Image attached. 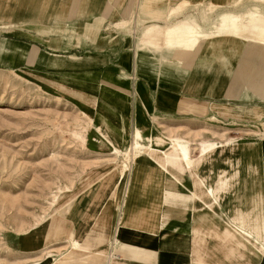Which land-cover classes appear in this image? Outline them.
Instances as JSON below:
<instances>
[{
    "label": "rangeland",
    "instance_id": "rangeland-1",
    "mask_svg": "<svg viewBox=\"0 0 264 264\" xmlns=\"http://www.w3.org/2000/svg\"><path fill=\"white\" fill-rule=\"evenodd\" d=\"M94 1L74 0L69 20L72 21L81 8L84 17L89 16ZM98 1L104 4L102 10L112 22L118 20L108 24L107 29L102 25L101 31L109 34L116 29L123 30L124 26L133 27V20L127 23L119 20L126 18L132 6L133 12L139 0ZM194 2L189 0L187 5L183 4L186 6L183 15L195 16L206 32L213 33L210 25L216 17L203 18L200 10L205 6L192 8ZM215 2L217 12H221L230 10L234 0ZM242 4L234 11L242 13L254 5L245 0ZM15 6L19 8L22 4ZM190 9L193 11L187 13ZM32 20L26 12L20 18H0V23ZM75 21L64 27H42L40 30L45 34H36V27L27 28L23 24L0 30V264H48L51 259L57 264H106L107 256L99 259L95 254L104 250L109 255L113 240L98 239L99 234L112 229L117 231L119 226L138 225L131 222L134 214L130 212L131 204L137 197L156 198L163 193L166 198L182 197L162 205V214L168 218L169 227L178 224L177 227L184 228L183 238L191 258L194 256L203 264H260L264 250L239 236L226 221L241 218L240 222L246 228H252L259 212H264V142L253 134L259 127L257 122H264V100L250 90L255 78L259 82L264 78L261 48L238 38L209 36L225 44L219 45L213 76L233 94L235 103L214 106L216 111L212 114L218 119L212 115L203 117L177 111L193 117L195 122L172 123L173 118L163 116L159 119L158 110L145 107V111L140 101L134 103L97 94L99 88L91 87L90 82H79L84 89L75 90L72 76L68 75L71 71L55 67L57 62L51 60L41 63L43 59L47 61L46 57H84L85 49L80 47L81 42L76 36L82 19ZM115 24L122 28H115ZM235 41L239 45L231 51V42ZM20 43L34 45L38 50H27ZM203 51L208 61L212 62L218 56L216 47L208 49L207 46ZM115 61L116 58L111 57V62ZM202 70L195 66L190 71L191 78H197L204 72ZM143 80L148 82L146 77ZM181 86H176V92ZM144 91L151 95L149 88ZM95 99L102 111L110 114V119L121 118L123 124L134 108L133 122L130 118V124L123 126L122 136L127 142L123 152L134 146L135 138L145 148L132 150L134 155L130 156L129 171L112 196L117 182L116 167L124 159L122 153L114 158L109 155V150L99 149L96 108L86 104ZM225 108L229 109V117L223 119ZM237 113L241 116H234ZM162 136L190 141L191 156L195 159L199 142L220 146L194 169H183V181L166 186L164 158L160 151L166 150L167 146L161 142ZM171 173L179 174L178 171ZM208 189L215 192L219 207L207 196ZM106 202L107 208L102 214L111 216L109 218L101 217L98 212ZM73 210L76 211L74 219ZM154 214L148 215L141 225L146 228L158 225L153 219ZM97 219L101 220L99 224ZM49 227H58L62 235L54 236L55 228L48 234ZM253 231L264 242L263 233L255 227ZM12 236L26 237L32 243L28 252H18L20 257L13 261L8 255L12 250L7 244ZM65 236L83 241L81 247L88 249L91 255H72L63 241ZM51 244L56 246L49 249ZM44 248L49 250L43 252ZM49 252L55 258H47Z\"/></svg>",
    "mask_w": 264,
    "mask_h": 264
},
{
    "label": "crops",
    "instance_id": "crops-1",
    "mask_svg": "<svg viewBox=\"0 0 264 264\" xmlns=\"http://www.w3.org/2000/svg\"><path fill=\"white\" fill-rule=\"evenodd\" d=\"M184 1L187 2L189 0H153L152 2H149L148 0H139L137 2V5L135 6L134 11L132 12V6L129 9V13L127 14L126 18H121L119 20L124 21L125 23L133 20V27H131V25H129L128 27L124 26L125 28L123 27V30H114L113 33L106 34L101 31L102 25H104V29H107L110 25L113 24V22L118 20L112 22V20L107 17V15L102 10L105 9L104 4L98 0L93 2V9L89 16L84 17V13L82 12L83 9L80 7V12L78 11V13L74 14L75 18H73L72 21L69 20L68 17L72 11L74 0H0V18H20L25 15L26 12H29L30 19H34L27 23L2 22L0 23V27H2L0 28V30L7 29L9 25L10 28H12L13 26L23 24L27 28L36 27V34H45V32H42V30H40L42 29V27H50L52 25L64 27L73 25V23L76 22V18H81V29L76 36L81 42L79 44L80 47L82 49H85L84 57L77 58L74 55H68L59 58L46 57L47 61L43 59V61L41 60V63H46L51 60L57 62L55 64V67H63L65 71H71V73H68V75L72 76L71 78L74 82L73 87L75 90L80 89L81 91H83L84 87L78 84L79 82H90L91 87L99 88V90L96 91L97 94L100 93L101 95H108L110 97L117 98V100L125 99L126 101L132 102L140 101L141 104L144 105L143 109L145 111V107L148 110H158L159 119L160 117L165 116L173 118L174 122L172 123H188L187 120L195 122V119L193 117L188 116V114L186 113H180L177 111L200 114L203 117L210 115L214 116L212 112L213 110L216 111L218 105L232 106V102H234V98L231 97L233 96V94L227 91V89L224 88L223 84L218 83L217 80L215 81L213 76L216 68L215 66H217L216 61L219 57L220 52L219 45L225 44L216 39L201 40L202 42L200 41L195 46V49L190 55H186L183 53L179 58H174L172 54V51H174L176 48L166 49L154 47V49H147L144 51L137 50L138 41L141 38L140 34L143 30V24H148L159 20V22L162 23L163 20L161 19L167 17L170 11L174 7H176L178 3H182ZM191 1H195L194 3H192L193 5H191L192 8H194V6H197V8H201V5H208L209 3L217 7L215 2L216 0ZM236 2L237 0H234V2L230 5L231 7L229 9L231 11H234L235 9L237 10V8H234V4ZM17 3H21L22 6L16 8L15 5ZM242 5L243 4H240L239 7ZM27 6H30V8H27ZM251 7H256L257 9L264 11V6L258 5L256 3H254V5H251ZM192 11L193 10L190 9L186 12L190 13ZM102 17H104L105 19L103 20ZM116 25L117 24H115L114 27ZM21 27L22 26H19L18 28ZM131 30H133L132 34L130 33ZM16 31L17 30H14V32ZM221 37H225L226 39L238 38L229 36ZM67 39L71 40V37H68ZM238 39L243 40V42H246L252 46L256 45L260 47L264 53L263 45H260L258 43H250L242 38ZM9 41L12 42L11 40ZM225 41L227 40H224V42ZM200 43H203V46L202 44L200 45ZM231 43V51L235 50V48L239 45V43L236 41L235 43ZM20 44H23V46H25L27 50H38L34 45L31 46L24 43ZM207 46L208 49H214L216 47L218 50V56L212 62L208 61V56H206L207 54H205V52L203 51V48H207ZM87 48L88 50H86ZM111 57L116 58V61L114 63L111 62ZM195 66H199L204 70V72L198 74V77L193 80L191 78L192 76L190 75V71L194 70ZM144 77L148 79V82H146V80H143ZM262 79L263 81L259 82L255 78L253 82L254 84L252 83L253 85H251L250 90L255 96H260L264 100V78ZM178 84L182 86L176 92V86ZM145 88L150 89L151 95L144 91ZM90 96L94 95L90 94ZM210 97L216 100H212ZM228 108H225V110L222 112L221 117L223 119L225 117H229L227 115V112L229 110ZM133 111L134 108L131 109V112L129 114L131 115V121L134 120V118L132 117ZM234 116L241 115L237 113ZM214 117L216 118V116ZM130 118L125 117V121H127V123L129 124ZM216 119H218V117ZM257 123L258 126L261 124V122L259 121ZM257 130L258 128L253 132L255 135H257ZM199 145L200 142L197 146V154ZM219 146L220 145H217V148ZM217 148L215 150H217ZM215 150L213 152H215ZM207 155L208 154H206L205 156ZM205 156L202 162L204 161ZM196 157L198 158V155ZM197 158H193V160H197ZM197 165H195V167ZM163 167L166 174L165 162L163 163ZM195 167H184L183 169H187L188 171H190ZM165 178L167 183L166 186L172 185L174 183L178 184L179 181H183L182 172L181 180L169 179L166 175ZM123 180L120 181L119 185L122 184ZM210 190L213 191L212 189H208L207 196L213 200L214 204L217 207H219L220 205L218 203L217 197H215V192L213 191V194H211ZM115 191H117V189L114 190V192ZM178 198L182 199V197ZM178 198H166V196H164V193L163 196H157L156 198L137 197V200H135L130 206V212L133 211L134 213L131 222L139 224L135 226H133V224H130L129 227L119 226L117 228V231L112 229L106 233L101 232L98 237V239H105L106 237V240H110V242L111 240H113V243L118 245L117 254L120 255L119 260H113L110 263L111 255L106 254L104 250H101L100 253L95 254L96 258L101 259L107 256L106 264H203L202 260H199L194 256L193 258H191V255L188 252L189 250L187 251L185 244L186 240L185 238H183L184 228L177 227L179 226L178 224L171 225L169 227L170 224L168 223V218L164 214H162V205L170 204L171 202H168V200H174ZM107 202L100 207V214L105 213ZM152 212L155 213V218L153 219H156V223H158V225L155 226L156 228H146L142 226L141 224L144 223V219ZM103 214L101 215V217L103 218L111 217L109 215ZM75 216L76 211L73 210V219ZM121 217L118 219V222L116 223L117 225L118 223H120ZM131 217L132 216H130V218ZM200 220L201 218L198 219V223L201 225L202 222ZM240 220L241 218L234 219L232 221L227 220L226 222L234 230V232H237L239 234V236L241 235L242 237L246 238L248 242H251L253 245L258 246L253 240L245 235V232L247 231L254 232V224L252 225V228H246L240 222ZM100 222L101 220L98 221V224ZM234 223H239V226L243 230L239 231L235 229L233 227ZM54 228L55 231L53 232L56 234L54 236L62 235L58 227L57 229L56 227H49L48 234H50L52 230H54ZM7 244L12 250V253L8 254L11 255V261H13V258L15 257H20V255L17 254L18 252H21V254L23 252H28L31 249L32 245V243L28 242V239L26 237L22 236H12L11 240ZM258 247L262 249L261 246ZM82 248L86 251V253L91 255L88 252V249L84 247ZM262 255L264 257V254ZM260 264H264V259Z\"/></svg>",
    "mask_w": 264,
    "mask_h": 264
},
{
    "label": "bare ground",
    "instance_id": "bare-ground-1",
    "mask_svg": "<svg viewBox=\"0 0 264 264\" xmlns=\"http://www.w3.org/2000/svg\"><path fill=\"white\" fill-rule=\"evenodd\" d=\"M244 0H237L234 4V8H238ZM246 2L256 3L258 5L264 6V0H245ZM204 3V2H201ZM187 5L186 1L182 4L174 7L169 15L161 20L163 22L154 21L152 23L143 24V30L141 32V38L138 41L137 50L144 51L147 49L155 48H166L170 49L171 46L176 48L172 51L174 58L181 57V54L190 55L195 46L201 40H211L210 37L217 36H229L238 37L246 40L250 43H258L264 46V11L257 9L256 7H250L247 11L239 13L237 11L225 10L217 12V7L212 4L201 5L204 7L200 10V15L203 18L209 19L211 17L216 19L210 25L214 30L213 33L206 32L203 26L198 23L195 16L189 15L184 16L183 10L184 5ZM186 10V9H185ZM124 26V24H123ZM122 28V25H116L115 28ZM119 30V29H116ZM210 36V37H209ZM176 45V46H174ZM172 48V49H174ZM172 56V58H173ZM88 106L96 108V118L99 121L98 135L96 137V142L99 149H107L110 151V156L116 158L122 153L123 161L116 167V179L117 182L113 189H117L120 181L123 180L125 173L129 171L128 163L132 161L130 156L133 157L132 150H145L144 146L137 143L136 130L134 129V146L130 148L128 152H123V148L126 145V139L123 138V126L128 125L127 121L124 124L121 119H115L114 121L110 119V114L104 113L102 109L98 106L99 101L97 99L86 103ZM254 134V133H253ZM260 139L264 142V122L261 123L256 132ZM161 142L167 146V149L160 151L164 162L166 164V176L169 179L181 180V172L184 167L193 168L195 165L200 164L206 154L213 152L218 144L210 142H200L198 150L197 160H193L191 157V144L190 141L183 139L181 137H161ZM153 142V140H152ZM134 160V159H133ZM117 163V162H116ZM179 172L176 176L171 172ZM213 194V191L210 190ZM111 194V195H112ZM110 195V196H111ZM100 209V208H99ZM99 212V210H98ZM39 223V222H38ZM233 227L239 231L243 229L239 226V223H234ZM255 229L258 228L259 233H263L264 236V212L260 211L257 218L254 220ZM245 235L253 240L258 246H261L264 250V242H261L260 238L254 235V232H245ZM64 243L68 244L69 250L72 255L78 253H86V251L81 247L82 241L74 240V237H63ZM56 244H51L50 248L55 247ZM48 248H44V251H48ZM88 254V253H86ZM47 258H55L51 252L46 254ZM63 260V259H62ZM65 260V259H64ZM56 260H52L48 264H57ZM42 264V263H38Z\"/></svg>",
    "mask_w": 264,
    "mask_h": 264
},
{
    "label": "built area",
    "instance_id": "built-area-1",
    "mask_svg": "<svg viewBox=\"0 0 264 264\" xmlns=\"http://www.w3.org/2000/svg\"><path fill=\"white\" fill-rule=\"evenodd\" d=\"M109 246H110V255H111V257H110V263L113 260H115V261L119 260L120 255L117 254V247H118V245H116L115 243H112Z\"/></svg>",
    "mask_w": 264,
    "mask_h": 264
}]
</instances>
